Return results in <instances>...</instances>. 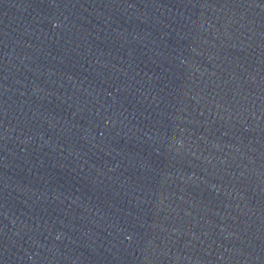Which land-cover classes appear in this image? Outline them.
Here are the masks:
<instances>
[{
    "label": "water",
    "instance_id": "1",
    "mask_svg": "<svg viewBox=\"0 0 264 264\" xmlns=\"http://www.w3.org/2000/svg\"><path fill=\"white\" fill-rule=\"evenodd\" d=\"M0 264H264V0H0Z\"/></svg>",
    "mask_w": 264,
    "mask_h": 264
}]
</instances>
